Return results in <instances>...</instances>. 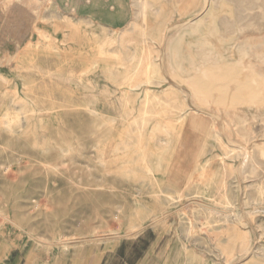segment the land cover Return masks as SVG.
I'll return each mask as SVG.
<instances>
[{"label":"rangeland","instance_id":"rangeland-1","mask_svg":"<svg viewBox=\"0 0 264 264\" xmlns=\"http://www.w3.org/2000/svg\"><path fill=\"white\" fill-rule=\"evenodd\" d=\"M96 1L82 0L95 18L101 10ZM186 1L174 0L178 6ZM235 1L227 3L236 5ZM205 2L199 0L184 16L173 19L164 44L153 34L147 42L154 55L149 59L155 58L152 62L163 79L170 75L176 51L168 47H173L184 57L185 76L203 79L204 84L197 87L177 78L181 89L163 80L133 91L129 82L136 77L134 56L147 59L141 41L133 44L142 38L132 32L133 19L132 29L122 34V29L74 21L78 19L60 12L55 0H0V242L21 249L25 264H264V213H253L254 204H260L256 199L262 197L255 192L257 179L244 180L239 174L242 157L237 154L241 146L264 151L262 94L251 102L240 98L243 90L253 91V84H242V79L257 60L250 44L257 38L242 30L240 38L223 41L219 56L206 42L207 21L198 27L185 24L195 16L207 17ZM153 18L151 14L148 20L152 28ZM215 26L223 37L225 26L219 20ZM216 62L222 66L219 82L204 75ZM229 66L234 72L227 73ZM259 67L254 79L264 88V63ZM229 85L235 88L232 93ZM147 87L152 97L144 122L142 99ZM195 87L208 99L213 96L211 101L194 104ZM208 102L213 106L206 107ZM222 110L231 116L226 123L219 115ZM193 115L201 118L199 128L191 123ZM238 119L255 122L252 132L257 136H243ZM142 122L146 126L138 130L136 125ZM216 135L226 143L223 149ZM123 142L131 148L123 149ZM143 147L151 148L154 158L162 157L161 163H142ZM229 163L236 171H230ZM208 184L209 197H203L200 192ZM62 237L76 238L78 243L65 252L59 243Z\"/></svg>","mask_w":264,"mask_h":264},{"label":"bare ground","instance_id":"bare-ground-1","mask_svg":"<svg viewBox=\"0 0 264 264\" xmlns=\"http://www.w3.org/2000/svg\"><path fill=\"white\" fill-rule=\"evenodd\" d=\"M47 1V0H46ZM52 1V0H49V2ZM68 1V0H67ZM130 3H131V6L133 5L134 7V11H133V31L132 32H135L136 35L139 34L140 36L142 35V38L141 40L139 38H135L136 40L133 41V44L134 45H137L138 43H140L141 41V48L147 52V59L146 58H143V59H140L141 56H135L136 57L134 60H133V66L136 67V71H134L136 73V77L134 78L133 80V83L129 82V85L133 88V91L134 89L138 90L139 88H141L143 85H152L154 83V81H157V83L155 84H158L160 85L162 82L164 81H170L171 83V86L173 87H176L179 89L178 85H176L175 83H173L172 81L174 80H177V78H179V80H181L183 83H187V84H193V86H197L199 84H204V81L203 79H199V78H193V80H191L192 78L190 77H186L185 76V73H184V64H183V56L181 55H178L177 50L173 47H168V51H173L175 52V54L173 55V59L174 61H170L169 63V74L168 77L166 76V80L165 78L163 79L162 76H161V72H159L158 70H156L152 60L155 59H150L152 56V45L148 44V36L149 35H159L160 39H162L163 34H164V29L165 28H162V22L164 24H168L170 22L173 21V19L177 16V17H182L185 15L186 11H188V9H190L191 7L194 8L196 5L199 4V0H187L185 2L184 5L181 4V6H178V4H176L174 2V0H129ZM185 1V0H184ZM204 1V0H203ZM206 2V9L205 10H208V15L206 18H202L200 20H198V17H194L192 19H189V21H185L186 25H189V26H192V27H198L199 25H201L203 23V21H207V23L209 24V33L208 35L206 36V42L217 52V54L220 56L222 54V52L224 51V44L225 42H223L224 40L226 39H229L231 37H238L240 32H242V30H246V31H250L252 32V36H255L257 38V40H254L252 39V42L250 43L251 44V48L254 49L257 45H259L263 40H264V0H238V1H235V2H238L236 5L235 4H232L230 5L229 3H227V0H205ZM230 1V0H229ZM234 1V0H233ZM9 2V1H8ZM63 2V1H62ZM69 2V1H68ZM71 2V1H70ZM232 2V1H231ZM129 3V4H130ZM70 4V3H69ZM74 4V3H73ZM5 5V4H4ZM68 5V4H67ZM57 6V5H56ZM128 6V5H127ZM130 6V7H131ZM204 6V5H202ZM200 6V7H202ZM1 7V6H0ZM75 7V6H74ZM6 8V7H5ZM65 8V7H64ZM70 8V7H69ZM68 8V9H69ZM2 9V8H1ZM48 9V8H47ZM116 10V9H115ZM204 10V9H203ZM205 10L201 13H204ZM1 11V10H0ZM132 11V10H131ZM202 11V10H201ZM3 12V11H2ZM46 13V12H45ZM52 13V12H51ZM2 14V13H0ZM57 14V13H56ZM92 14V13H91ZM153 14V21H155L156 23V26L152 28L151 23L149 25V17L150 15ZM200 14V13H199ZM198 14V15H199ZM27 15V14H26ZM201 15V14H200ZM49 16V14L47 15ZM114 16V15H112ZM110 16V17H112ZM130 16V15H129ZM1 17V16H0ZM51 17V16H49ZM59 17V15H58ZM46 18V16H45ZM58 19V18H57ZM61 19V18H60ZM59 19V20H60ZM101 19V18H100ZM114 19V17H113ZM55 20V19H54ZM79 20V19H78ZM128 20V19H127ZM216 20H219L226 28V32L225 34L223 35V37H221L216 29V26H215V22ZM29 21V20H28ZM47 21V20H46ZM69 21V20H67ZM34 22V21H33ZM52 22V21H51ZM60 22V21H59ZM90 22V21H89ZM132 20L128 23V25L126 27H123L121 28L122 29V34H126L127 32H129L132 28V26L129 27V25L131 24ZM69 23V22H68ZM84 23V22H83ZM184 23V22H183ZM38 24L39 21H38ZM66 24V23H65ZM77 24V23H76ZM88 24V23H87ZM92 25V24H91ZM90 25V26H91ZM34 25H32V28H33ZM64 26V25H63ZM78 26V25H76ZM185 26V25H184ZM36 27V25H35ZM42 27V26H41ZM66 27V26H65ZM74 27V26H73ZM94 26L92 25V28ZM114 27V26H113ZM113 27L111 29H113ZM122 27V26H121ZM45 28V27H44ZM69 28V27H68ZM77 28V27H76ZM116 28V27H115ZM131 28V29H130ZM37 29V27H36ZM59 29V28H58ZM71 29V28H69ZM42 30V29H41ZM114 30V29H113ZM36 30H34L33 32L35 33ZM102 31V30H101ZM107 31V30H106ZM66 32V31H65ZM99 32V31H98ZM110 32V31H109ZM113 32V31H112ZM117 32V31H116ZM121 32V30H120ZM155 32V33H154ZM85 33V32H84ZM115 34V32H114ZM33 35V34H31ZM37 35V34H36ZM109 35V34H108ZM129 35V34H128ZM133 35V34H132ZM131 35V36H132ZM165 35V34H164ZM34 36V35H33ZM48 36V35H47ZM122 36H125V35H122ZM127 36V35H126ZM138 36V35H137ZM251 36V37H252ZM40 37V36H39ZM101 37V36H100ZM116 37V36H115ZM121 37V36H120ZM128 37V36H127ZM158 37V38H159ZM44 38V37H43ZM60 38V36H59ZM102 38V37H101ZM114 38V37H113ZM153 38V37H152ZM240 38V37H238ZM40 39V38H39ZM61 39V38H60ZM105 39V38H104ZM102 39V40H104ZM109 39V38H108ZM107 39V40H108ZM121 39V38H120ZM119 39V40H120ZM159 39V41H160ZM247 39V38H246ZM133 40V39H131ZM155 40V39H154ZM238 40V39H237ZM236 40V41H237ZM115 41V40H114ZM128 43H129V38H128ZM248 41V39H247ZM99 42V41H98ZM163 42V41H162ZM166 42V41H165ZM250 42V41H249ZM108 42H106L107 44ZM126 43L125 42V46H126ZM143 43V44H142ZM116 44V43H115ZM162 44V43H161ZM19 45V44H18ZM102 45V44H101ZM131 45V44H130ZM139 45V44H138ZM247 45V44H246ZM124 46V47H125ZM161 46V45H160ZM102 47V46H101ZM159 47V46H158ZM105 48V47H104ZM103 48V49H104ZM128 48H129V45H128ZM100 49V48H99ZM126 49V47H125ZM130 49H131V46H130ZM154 49V48H153ZM140 50V49H139ZM102 51V50H100ZM128 51V50H127ZM143 51V52H144ZM154 52H159V51H162V49L159 51L154 49L153 50ZM205 51V50H203ZM7 52H10L11 54V51H7ZM123 52V51H122ZM135 53V52H134ZM264 54V52H262ZM261 53V54H262ZM144 54V53H143ZM7 55V53H6ZM158 55V54H157ZM258 55V54H257ZM256 55V56H257ZM8 56V55H7ZM117 56V55H116ZM121 56V55H120ZM119 56V57H120ZM260 56V55H259ZM123 57V56H122ZM214 57V56H213ZM248 58V56H246ZM245 57V58H246ZM125 58V57H124ZM256 58V57H255ZM28 59V58H27ZM117 59V58H116ZM120 59V58H119ZM122 59V58H121ZM158 59V58H157ZM160 59V58H159ZM162 59H163V56H162ZM161 59V60H162ZM250 58H248L247 60L249 61ZM252 59V58H251ZM115 60V59H114ZM128 60V59H126ZM246 60V61H247ZM254 60V59H253ZM156 61V60H154ZM159 61V60H157ZM251 61V60H250ZM131 63V64H132ZM161 63V62H160ZM261 63H264V57L261 59V61H255L252 63V69L249 71V73L246 75V77L244 78V80L242 79V84L244 81H249L253 84V91L251 93V89L250 90H243L241 92V96L240 98H243L246 97V98H250V102L251 101H255V99L257 98V96H260V93L262 94V97L264 100V88H263V85H260L258 82H256V80L254 79V74H256L255 72L258 71L260 69V65ZM95 65V64H94ZM100 65V64H99ZM159 65V64H158ZM157 65V66H158ZM229 65V64H228ZM234 65V64H233ZM32 67V66H31ZM107 67V66H106ZM122 67V66H121ZM159 67V66H158ZM162 67V66H161ZM192 67L194 70L197 69V67L192 64ZM130 68V67H128ZM251 68V67H250ZM135 69V68H134ZM222 69V66L219 64V62H216L214 63V65L211 66L210 69H207V72L205 71L204 75L205 77H207L209 80H212V81H218L220 79H223V74H221V72L219 70ZM244 69V68H243ZM162 70V69H161ZM203 70V69H202ZM208 70H210V73L208 72ZM234 66H229V70L227 69V73H232L234 72ZM105 71V70H104ZM130 71V70H129ZM163 71V70H162ZM106 72V71H105ZM116 72V71H115ZM118 72V71H117ZM116 72V73H117ZM126 72V71H125ZM220 72V75L219 73ZM223 72V71H222ZM104 73V72H102ZM108 73V72H107ZM112 73V72H111ZM115 73V75H116ZM134 73V74H135ZM164 73V72H163ZM244 73V72H243ZM1 75V74H0ZM4 75V74H3ZM103 75V74H102ZM126 75V74H125ZM166 75V74H164ZM226 75V74H225ZM230 75V74H229ZM228 75V77H229ZM117 76V75H116ZM237 76V75H236ZM226 77V76H225ZM224 77V79H225ZM262 77H264L262 75ZM206 79V78H205ZM233 79V78H232ZM231 79V81H232ZM237 79V78H236ZM119 80V78H118ZM164 80V81H163ZM0 81H1V78H0ZM3 81V80H2ZM210 81V82H212ZM222 81V80H220ZM224 81V80H223ZM235 81V80H234ZM264 81V80H262ZM8 82V81H7ZM120 82V81H119ZM118 82V83H119ZM219 82V81H218ZM6 83V82H5ZM117 83V82H116ZM121 83V82H120ZM168 83V82H167ZM226 83V82H225ZM234 83V82H232ZM165 84V83H164ZM220 84V83H219ZM74 85V84H73ZM76 85V84H75ZM170 85V84H169ZM228 85V84H227ZM157 86V85H156ZM222 86V85H221ZM125 87V86H124ZM130 87V88H131ZM154 87V86H153ZM227 90L228 91H231V93L233 91H235V88L232 87L231 85L227 86ZM251 87V86H250ZM126 88V87H125ZM157 88H159L157 86ZM203 88V87H202ZM217 88V87H216ZM215 88V89H216ZM3 89V87H2ZM121 89V88H120ZM143 89V88H142ZM141 89V90H142ZM169 89V88H167ZM174 89V88H173ZM172 89V90H173ZM132 90V89H131ZM144 92V98L142 99V102H143V105H144V110L142 112V121L145 122L146 120V117H147V110H146V107L148 106V104L150 103L151 101V94H150V88H145L143 89ZM171 90V91H172ZM192 90V89H191ZM213 90V89H212ZM220 90V89H219ZM226 90V92H227ZM91 91V90H90ZM163 91V90H162ZM166 91V90H165ZM169 91V90H168ZM174 91V90H173ZM183 91V90H182ZM190 91V90H189ZM158 92V91H156ZM164 92V91H163ZM176 92V91H174ZM184 92V91H183ZM187 92V90H186ZM217 92V91H216ZM16 93V92H15ZM128 93V92H126ZM172 93V92H171ZM220 93V92H218ZM216 93V94H218ZM239 93V92H238ZM259 93V95H258ZM135 94V93H134ZM133 94V95H134ZM164 94V93H163ZM188 94V93H187ZM235 94V92H234ZM174 95V94H172ZM214 95V94H213ZM191 96H192V99L194 100V104L195 102L197 103L198 101L200 100H207V101H211V99H208V97L205 96L204 92H202V89L200 88H193L192 92H191ZM190 96V97H191ZM218 96V95H217ZM220 96V95H219ZM231 96V95H230ZM165 97V96H164ZM171 97V96H170ZM156 98V96H155ZM158 98V97H157ZM167 98V97H165ZM216 98V96L214 97ZM238 98V100L240 99ZM19 99V98H18ZM164 99V98H162ZM168 99V98H167ZM191 99V98H190ZM218 99V98H217ZM185 100V99H184ZM165 101V99H164ZM167 101V100H166ZM165 101V102H166ZM169 101V100H168ZM182 101V100H181ZM190 101V100H189ZM192 102V100H191ZM231 102V100H230ZM264 102V101H263ZM159 103V102H158ZM157 103V104H158ZM171 103V102H169ZM168 103V104H169ZM185 102H183L184 104ZM187 103V101H186ZM200 103V102H199ZM198 103V104H199ZM205 103V102H204ZM155 104V103H154ZM201 104H203L201 102ZM208 106L206 107H209V105L212 104L213 106V103L211 102H208L207 103ZM189 105V103H188ZM159 106V105H158ZM163 106V105H162ZM195 106V105H193ZM210 106V107H212ZM131 107V106H130ZM133 107V106H132ZM167 107V106H166ZM187 107V106H186ZM197 107V106H196ZM199 107V106H198ZM177 108V107H176ZM189 109V108H188ZM210 109V108H209ZM225 109V108H224ZM227 109V108H226ZM184 110V109H183ZM189 111V110H188ZM191 111V109H190ZM128 112V111H127ZM193 112V111H192ZM129 113V112H128ZM185 113V112H184ZM95 114V113H94ZM130 114V113H129ZM190 114V113H189ZM218 114V113H217ZM220 115V118L225 122L227 121L228 119H231V116H230V113L228 112V110H222V113L219 114ZM218 115V116H219ZM189 116V115H188ZM193 115V119L191 120L192 122V125H194L196 128L200 127L202 125V122H201V118H199V116H195ZM234 116V115H233ZM177 117H180V116H177ZM191 117V116H190ZM234 118V117H233ZM213 119V118H212ZM103 120V119H102ZM257 120V119H256ZM37 121V120H36ZM41 121V120H40ZM234 121V120H233ZM228 122V121H227ZM226 123V122H225ZM237 126H238V130L239 131H244L245 134H243V136L249 138V139H252L254 138L255 136H257L255 133L252 132L253 130V125L255 124V122H250V121H244V120H237ZM34 124V123H33ZM145 123L142 122L141 125H136V127L138 128V130H141L145 127ZM226 127V126H225ZM203 128V126H202ZM213 128V127H212ZM229 129V127H227ZM193 129V127H192ZM135 130V129H133ZM196 130V129H195ZM236 130V129H235ZM261 130H264V121L261 122ZM198 131V130H197ZM230 131V130H229ZM199 132V131H198ZM197 132V133H198ZM211 132V131H210ZM236 132V131H235ZM141 133V132H140ZM202 133V132H201ZM214 133V131H213ZM218 139V143L220 145V147L223 149L225 146H226V143L224 142V140L222 139L221 136L219 135H216ZM215 136V137H216ZM207 137V136H206ZM211 138V137H210ZM141 139V138H140ZM208 139V138H207ZM244 139V138H243ZM137 140V139H136ZM247 140V139H246ZM205 141V140H204ZM213 141V140H212ZM201 144V143H200ZM203 145V144H202ZM123 149L125 150H128L130 147V145L127 143V142H123L122 145ZM205 146V145H204ZM203 146V147H204ZM201 147V146H200ZM237 147V146H235ZM199 149V147H198ZM252 149V148H251ZM157 150V149H156ZM201 150V149H200ZM263 150V149H262ZM159 151V150H158ZM160 152V151H159ZM140 161L142 163H146V164H150V163H153V162H156V163H161V158H157L156 157L154 158V155H155V152L150 148L148 150L144 149V147L142 148L141 152H140ZM162 153H160L161 155ZM207 154V153H206ZM231 154V153H230ZM239 157H242V163L238 169V172L239 174L245 179H257V184L255 186V192L257 193L256 195H259L260 197H262L260 200H257L255 202L259 203L260 204H254V212L256 211H262L264 213V151H261V148H254V151H251L247 148V146H241L239 149H238V153ZM124 155V154H123ZM164 156V155H163ZM200 156V155H198ZM227 156V155H226ZM165 157V156H164ZM229 158V157H228ZM240 159V158H239ZM229 160V159H228ZM196 161V160H195ZM194 161V162H195ZM225 161V159H224ZM198 164V163H197ZM223 165V163H222ZM208 166V165H207ZM226 166V165H225ZM229 168H230V171H236V169L234 168V166L232 164H228ZM175 167V166H174ZM227 167V166H226ZM145 168V167H144ZM150 168V167H149ZM148 168V170L150 171V169ZM200 168V166H199ZM228 168V169H229ZM201 169H199L200 171ZM203 171V170H202ZM224 171V170H223ZM151 173V172H150ZM203 173V172H202ZM201 173V174H202ZM204 174V173H203ZM235 174V173H234ZM152 175V174H151ZM159 175V174H158ZM162 175V174H161ZM233 175V174H232ZM153 176V175H152ZM165 176V175H164ZM166 177V176H165ZM191 177V176H190ZM190 177H188L190 179ZM160 178V177H159ZM192 178V177H191ZM208 179H210L209 177H206ZM149 179V177H148ZM162 179V178H161ZM188 179V180H189ZM155 181V180H154ZM182 181V180H181ZM222 181V180H221ZM223 181L226 182V178L224 177L223 178ZM170 182V181H169ZM173 183V182H171ZM206 183V182H205ZM212 183V182H211ZM182 184V183H181ZM193 184V183H192ZM198 184V183H196ZM213 184V183H212ZM227 184V183H225ZM178 185V184H177ZM202 185V183H201ZM249 185V184H248ZM157 186V185H156ZM162 186V185H161ZM184 186V185H183ZM203 186V185H202ZM205 186V185H204ZM224 186V185H223ZM158 187V186H157ZM165 187V185L163 186ZM174 187V186H173ZM188 187V186H187ZM213 187V186H212ZM251 187V186H250ZM186 188V187H185ZM191 188V187H190ZM215 189V188H214ZM220 189V188H219ZM159 190V189H158ZM170 190V189H169ZM222 190V189H220ZM174 191V190H173ZM154 192V191H153ZM160 192V191H159ZM210 192V184H208L206 186V188L203 190V192H200L202 193V196L203 197H209V193ZM223 192V190H222ZM235 192V191H234ZM252 192V191H251ZM254 192V191H253ZM252 192V194H253ZM156 193V192H155ZM195 193V192H194ZM199 193V194H200ZM221 193V192H220ZM177 194H180V190L177 189ZM236 194V193H235ZM162 195V194H161ZM191 195V194H190ZM193 195V194H192ZM229 195V194H228ZM189 196V194H188ZM225 196V195H224ZM250 196V195H249ZM177 197V196H176ZM253 197V196H252ZM257 197V196H256ZM169 198V197H168ZM184 199V198H183ZM226 199V198H225ZM252 200V198H251ZM181 201V200H180ZM227 201V200H226ZM228 205L234 209V204L232 203V201L228 200ZM246 202V201H244ZM249 201L246 202V205H249ZM227 205V206H228ZM226 207V206H225ZM210 209V208H209ZM150 210V209H149ZM216 210V209H215ZM219 211V210H218ZM219 213V212H218ZM253 213L251 214L253 216ZM209 214V213H208ZM234 215V217L237 219L238 222H243L240 218L241 215H239L238 213H236L235 211H233L232 213ZM231 215V214H230ZM1 216L4 218V220L8 223H11L13 224L14 226H16L18 229H21V230H24L19 224L15 223L13 220L10 219L9 216L5 215V214H1ZM184 216V215H183ZM186 216V215H185ZM184 216V217H185ZM226 216V215H225ZM212 217V216H211ZM251 217V216H250ZM232 218V217H231ZM225 219V218H223ZM228 220V219H227ZM191 221V220H190ZM234 221V220H233ZM223 224V223H222ZM190 225V224H189ZM218 226V225H217ZM210 227V226H209ZM136 228V226H133V230ZM206 229V228H205ZM196 232V231H195ZM248 234V233H247ZM31 236V238L35 241H37L38 243L40 244H47L46 242L42 241L41 237H35L34 235L32 234H29ZM261 236V235H260ZM233 242V241H232ZM60 244L63 245V250L66 252L69 250L70 246L71 245H74L77 242L76 238H66V237H62L60 242ZM245 243V242H244ZM195 245V244H194ZM198 245V244H197ZM203 245V244H202ZM250 245V244H249ZM186 247V246H185ZM220 249V248H219ZM249 250V248H247ZM233 250V249H232ZM248 250H244L246 252H248ZM250 251V250H249ZM233 252V251H232ZM242 252V251H241ZM245 253V252H244ZM234 255V254H233ZM251 256V255H250ZM232 258H234L233 256H231ZM231 258V260H232ZM193 260V259H192ZM228 262H230L229 260H227ZM227 262V263H228ZM220 264V263H219Z\"/></svg>","mask_w":264,"mask_h":264},{"label":"crops","instance_id":"crops-1","mask_svg":"<svg viewBox=\"0 0 264 264\" xmlns=\"http://www.w3.org/2000/svg\"><path fill=\"white\" fill-rule=\"evenodd\" d=\"M55 1L57 3L56 5L59 8V11L64 13V15H66L67 17L75 16L79 20H74V21H77L80 23H83V22L87 23L90 21V23H93L99 27H102L103 29H110V30L114 29V31L120 30L121 28L126 27L133 18V11H131L132 6L129 0L128 2L127 1L122 2V0H98L96 1L95 5H97L98 7L101 5L100 15H98L96 18L94 17V15H91V13L89 12L90 8L88 7V5H84L82 3V0H68L69 2L67 0H55ZM129 11H131V14L128 13ZM170 24L171 22L168 24H164L162 22L161 26L162 28H165L164 30L166 31L167 28L170 27ZM110 27L111 28L113 27V29H111ZM165 31H164V34H165ZM162 41L164 42V37H162ZM253 51H254L256 59L261 60L264 57V54L262 53L264 52V40L259 45H257L253 49ZM7 55L11 56L10 52H7ZM164 66L165 65L163 63V68ZM172 82L178 85L179 89L182 88L181 85L177 82V80H174ZM0 264H25V259L22 257V250L17 247L10 246L7 243L0 242Z\"/></svg>","mask_w":264,"mask_h":264}]
</instances>
